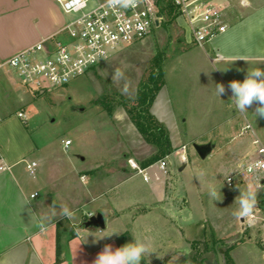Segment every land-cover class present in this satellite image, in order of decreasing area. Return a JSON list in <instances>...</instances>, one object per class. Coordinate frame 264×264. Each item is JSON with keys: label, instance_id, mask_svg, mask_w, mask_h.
Returning <instances> with one entry per match:
<instances>
[{"label": "rangeland", "instance_id": "rangeland-1", "mask_svg": "<svg viewBox=\"0 0 264 264\" xmlns=\"http://www.w3.org/2000/svg\"><path fill=\"white\" fill-rule=\"evenodd\" d=\"M219 1L227 7L230 21L233 0ZM158 4L160 25L146 38L113 51L65 86L38 92L2 72L0 81L5 88L0 91V110L16 115L23 108L25 126L34 141L57 147L58 157L66 163L70 158L75 161L73 176L64 166L65 178L59 185L64 190L67 185L78 187L75 191L82 193L92 184L95 162L102 170L104 161L111 160L116 170L130 167L137 172L129 160L146 168V162L158 154V147L135 126L131 110L141 108L140 91L151 90L163 80L158 112L175 147L150 164L154 165L146 170L147 182L139 177L134 181L140 194L148 195L151 190L155 198L166 187V196L150 207L151 213L144 215L148 207H139L132 220L110 222L108 228L125 226L119 236L122 246L133 240V234L150 240L163 257L152 254L151 264H195V259L211 264L218 252L226 264H264V173L246 171L257 152L264 151V119L256 120L252 115L255 104L247 115L235 111L227 89L230 81H243L248 68H264V61L213 65L206 51L193 42L177 12L166 0H158ZM205 47L210 50V42ZM226 67L227 71L221 70ZM115 69H121L124 77L114 80ZM216 84L226 87L221 97L215 93ZM66 139L72 144L63 150ZM206 143L213 148L201 158L194 144ZM161 160L166 161L167 172L159 168ZM228 178L232 179L230 184ZM128 183L115 186L113 191H125ZM210 186L215 187L218 198L209 196ZM247 192L255 202L242 212L239 201ZM141 264H148V260Z\"/></svg>", "mask_w": 264, "mask_h": 264}, {"label": "crops", "instance_id": "crops-1", "mask_svg": "<svg viewBox=\"0 0 264 264\" xmlns=\"http://www.w3.org/2000/svg\"><path fill=\"white\" fill-rule=\"evenodd\" d=\"M225 1L229 3V0ZM233 2L230 27L210 42V50L205 44L201 47L213 65V62L226 63L238 56L248 57L249 62L264 61V0ZM64 21V14L55 0H0V60L54 33ZM237 61L247 62H233ZM163 85L151 105V113L162 124L165 122L158 111L161 106L159 92ZM4 88L3 81H0V91ZM20 111L25 113L23 108L17 110L16 115L7 109L0 110V158L10 166L0 171V264H93L105 244H111L114 249L122 246L119 236L125 226L110 229L108 223L132 220V214L139 207H148L143 210L144 215L151 213L150 207L165 198L166 187L155 198L151 190L148 195L140 194L134 178L147 182L142 174L133 172L130 167L116 170L108 160L107 163L104 161V170L98 168L97 162L92 165V184L89 183L82 193L81 190L75 191L78 187L72 185H67V190H64L63 185H59L65 178L64 166H68L69 175L73 176L75 161L70 158L66 163L60 159L54 145L51 148L38 145L25 126L26 121L18 116ZM169 138L175 147L170 135ZM62 147L67 149L65 145ZM27 161L37 162L35 176L26 170ZM152 165L146 166L145 171ZM127 182L125 191H113L115 186ZM35 192L37 194L31 197ZM26 201L30 203L24 205ZM53 202L58 206L66 204L73 211V218H60L59 207L57 216L51 217ZM29 209L37 219L31 218ZM97 212L104 217L103 229L78 227L87 215ZM44 215L49 219L46 231H41L37 220ZM113 231L120 233L94 243L95 236L99 238ZM58 240L61 246L59 261L56 251Z\"/></svg>", "mask_w": 264, "mask_h": 264}, {"label": "built area", "instance_id": "built-area-1", "mask_svg": "<svg viewBox=\"0 0 264 264\" xmlns=\"http://www.w3.org/2000/svg\"><path fill=\"white\" fill-rule=\"evenodd\" d=\"M170 1L185 21L193 42L200 46L229 28L227 7L219 0ZM55 2L68 16L63 25L54 33L0 60V74L9 73L24 86L37 90L65 86L105 61L113 51L146 38L153 27L160 25L162 17L158 0H137L134 6L127 7L112 4L109 0ZM18 116L27 119L22 111ZM70 143V139L64 141L66 147ZM129 164L148 180L145 168H139L132 160ZM158 166L167 172L165 160H161ZM36 167V161L26 162L29 175L35 176ZM9 168L0 158V171ZM246 171L264 173V151L257 152ZM228 181L230 184L232 179L228 178Z\"/></svg>", "mask_w": 264, "mask_h": 264}, {"label": "clouds", "instance_id": "clouds-1", "mask_svg": "<svg viewBox=\"0 0 264 264\" xmlns=\"http://www.w3.org/2000/svg\"><path fill=\"white\" fill-rule=\"evenodd\" d=\"M112 4H120L122 6H134L137 0H109ZM236 60H243L249 62V58L245 56H238L228 61L230 62ZM221 69V68H214ZM227 71L228 68L221 69ZM238 71H240L238 69ZM124 72L121 69H115L113 72V79L123 78ZM227 89L231 91L232 95L229 102L234 105L235 111L241 115H247L249 113L248 109L254 104L256 107L252 111V115L257 118L264 119V68H248L247 73L243 81L232 80L227 85ZM215 93L218 97H221L226 93V87L224 84L215 85ZM209 196L216 199L218 198V193L214 186H210ZM255 198L251 192L243 193L239 201L241 205V211L248 207L249 205L254 206ZM30 202H25L24 205ZM23 205V207H24ZM57 207H59V217L60 218H73L74 213L66 204L57 205L53 202L51 208V217L55 218L57 216ZM251 209L249 208V212ZM249 212L244 213L248 215ZM31 218L37 219L34 213L29 209ZM49 219L47 215L41 216L37 220V225L41 231H46V222ZM120 232L113 231L108 235H101L99 238L95 236V242L104 239L105 237H111L113 234H119ZM91 235V234H90ZM89 236V235H88ZM87 236V237H88ZM133 240L129 243L124 244L121 247L113 248L111 244H105L103 249L97 254L93 261V264H141L142 260H148V264H151L150 257L155 254L157 258L163 259L159 256L153 247L150 240L141 239L136 235H132ZM147 258V259H146Z\"/></svg>", "mask_w": 264, "mask_h": 264}, {"label": "trees", "instance_id": "trees-1", "mask_svg": "<svg viewBox=\"0 0 264 264\" xmlns=\"http://www.w3.org/2000/svg\"><path fill=\"white\" fill-rule=\"evenodd\" d=\"M168 7L171 9H174L172 3L170 0H166ZM175 10V9H174ZM164 81L162 80L160 83L155 85L154 88L151 90L144 89L143 91H140L138 93V101L140 102V109H137V107H134L131 110V119L134 122L137 129L142 133V135L148 140L149 142L153 143L158 147V154L154 157L150 158L145 166H149L153 161L164 157L165 155H168L171 153V151L174 150V148L171 145V141L169 138L168 131L166 127L159 122L155 116L151 113L150 107L152 105V102L156 96V93L160 89V87L163 85ZM233 246L229 247V249H232ZM61 246L59 243V240L57 241V261H59V255H60ZM206 260H194L195 264H205Z\"/></svg>", "mask_w": 264, "mask_h": 264}, {"label": "water", "instance_id": "water-1", "mask_svg": "<svg viewBox=\"0 0 264 264\" xmlns=\"http://www.w3.org/2000/svg\"><path fill=\"white\" fill-rule=\"evenodd\" d=\"M156 24H158V20L155 21ZM194 148L198 155L201 158H205L212 150L213 145L210 143L206 144H194ZM243 218L241 217V221ZM79 228H98V229H103L105 227V221L104 217L100 212H97L95 214H91L88 217H85L81 223L78 225ZM208 261H205V264H210L207 263ZM211 264H226L224 262L223 256L221 253H217V260L214 263Z\"/></svg>", "mask_w": 264, "mask_h": 264}]
</instances>
